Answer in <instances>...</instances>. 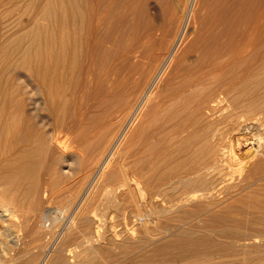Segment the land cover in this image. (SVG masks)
I'll list each match as a JSON object with an SVG mask.
<instances>
[{
	"label": "rangeland",
	"instance_id": "374dc122",
	"mask_svg": "<svg viewBox=\"0 0 264 264\" xmlns=\"http://www.w3.org/2000/svg\"><path fill=\"white\" fill-rule=\"evenodd\" d=\"M46 2L0 0V116L11 106L22 123L37 124V130L26 134L28 139L36 144L37 138H44L49 145L55 122L68 121L72 109H36L37 95L29 89L33 83L29 85L23 65L56 62L42 32L51 34L54 18L52 9L42 11ZM142 4L144 9L127 13L122 30L110 32L117 41L107 42L103 53L100 49L94 53L93 62H120L115 83L120 104L108 107L101 99L110 96L102 89L80 94L75 101L91 105L90 118L100 122L85 134L77 126L56 129L63 149L44 152L40 174L36 170L25 177L22 189L9 188L0 195V264H264L263 110H227L228 101L222 103L223 114L211 127L220 137L218 148L227 157V167L221 165L211 195L203 191L181 208L149 215L150 204L139 205L148 193L137 190L135 180L124 191L113 190L112 170L124 163L135 175L139 153H134L142 147V136L185 118L190 123L183 134L191 130L195 135L211 122L206 115L198 120L191 106L185 114L178 111L171 122L158 112L160 105L176 108L168 88L190 68L195 71L194 64L205 55L199 38L205 34L208 0H144ZM96 69L102 72L100 66ZM262 72L264 65L257 77L264 76ZM230 116L238 117L240 126L228 123ZM241 125L251 129L240 130ZM249 151L253 156L247 158ZM37 179L41 187L34 189ZM177 228H192L195 235H175ZM222 228L227 235L218 234Z\"/></svg>",
	"mask_w": 264,
	"mask_h": 264
},
{
	"label": "bare ground",
	"instance_id": "6f19581e",
	"mask_svg": "<svg viewBox=\"0 0 264 264\" xmlns=\"http://www.w3.org/2000/svg\"><path fill=\"white\" fill-rule=\"evenodd\" d=\"M143 1L45 0L46 6L42 5V11L52 9L50 11L54 12L50 25L53 35H45L46 32H42L46 36L45 41L49 48H52L56 62L48 60L24 62L23 65L31 80L29 85L32 83L35 85L29 89L37 95L34 101L36 102L34 105L37 104L36 109L46 108L54 112L67 107L72 109V113L68 121L55 122L49 145H46L44 138H37L36 144L28 139L26 134L30 130H37V124L31 123L28 127L26 123H22V117L17 115V111L15 113L11 106L6 115L0 116V195L4 196L9 188L22 189L25 177L36 170L38 171L36 174L43 171V168L40 170L42 165L40 161L45 154L55 149H63L58 139L60 129L59 131L56 129L77 126L79 133L85 134L95 127L98 121L100 122V118H90L91 105H79L80 103L75 101L80 94L89 89L90 91L102 89L110 96L102 98V102L108 107L120 104L121 98L117 95L115 85L120 62H93L94 53L96 49L102 50L103 53L107 42L117 41L110 36V32L122 30L125 27L124 18L127 13L136 11L138 7L144 9ZM208 2L210 9L205 19V34L199 38L204 42L205 55L201 62L194 64L197 68L195 71L191 72L193 67L190 68L191 73H187L188 75L180 82L168 88L171 98L175 100L176 108L160 105L158 108L162 111L156 108L154 112H163L168 115L167 122H171L179 115L178 111L185 114L191 106L194 107L193 112L198 116V120H202L206 115L205 117L211 121L210 124L204 125L205 127L200 128L195 135L191 134V130L183 134L189 122L186 118L180 124L174 121L154 129L152 133L142 136V147L134 153H139L134 159L135 175L124 163H120L122 164L120 168L112 170L110 174L113 190L122 188L124 191L127 184L135 180L136 189L148 193L139 205L150 204L149 215H163L173 207L181 208L187 201L205 193L203 191L211 195L218 185V171L220 167H225L227 157L222 155V148H218L220 137L211 125L223 112L221 110L224 101H228L224 107L227 110L264 111V76L257 77L264 65V0H208ZM96 66H100L102 72H97ZM212 83L214 86L211 88L209 85ZM200 85L203 89H199ZM229 119L228 123L240 126L238 117L230 116ZM247 128L251 129V126L243 125L239 129ZM144 152H147L145 156L140 154ZM252 156L253 152L249 151L247 158ZM144 173H148L149 176L144 178ZM40 183L37 179L34 189L40 188ZM210 201L208 203L211 205ZM40 203L37 201L36 205L39 206ZM117 203L115 206H119ZM186 230L177 228L174 234L187 237L194 231L192 228V231ZM217 232L219 235L228 233L224 228L218 229Z\"/></svg>",
	"mask_w": 264,
	"mask_h": 264
}]
</instances>
